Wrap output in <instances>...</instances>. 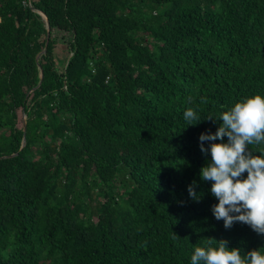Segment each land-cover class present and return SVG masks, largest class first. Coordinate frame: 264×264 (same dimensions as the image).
Listing matches in <instances>:
<instances>
[{
  "label": "trees",
  "instance_id": "trees-1",
  "mask_svg": "<svg viewBox=\"0 0 264 264\" xmlns=\"http://www.w3.org/2000/svg\"><path fill=\"white\" fill-rule=\"evenodd\" d=\"M255 94L264 0H0V264H190L222 239L264 251L214 218L200 178L199 135L220 123L206 118ZM188 107L205 120L187 126Z\"/></svg>",
  "mask_w": 264,
  "mask_h": 264
},
{
  "label": "clouds",
  "instance_id": "clouds-1",
  "mask_svg": "<svg viewBox=\"0 0 264 264\" xmlns=\"http://www.w3.org/2000/svg\"><path fill=\"white\" fill-rule=\"evenodd\" d=\"M183 119L187 126L205 120L192 107L185 109ZM206 119L220 122L215 132L199 135L201 152L210 156L200 169V178L210 182V194L217 201L211 212L217 221H223L225 229L239 222L264 235V149L254 155L249 147L264 144V96L245 97ZM187 191L192 200H199L195 181ZM190 264H264V251L250 249L242 255L241 249L229 247L227 240L215 244L209 240L194 248Z\"/></svg>",
  "mask_w": 264,
  "mask_h": 264
},
{
  "label": "water",
  "instance_id": "water-1",
  "mask_svg": "<svg viewBox=\"0 0 264 264\" xmlns=\"http://www.w3.org/2000/svg\"><path fill=\"white\" fill-rule=\"evenodd\" d=\"M38 13L45 19V21H46V28H47V34H46V42H45V46H44V48H43V50H41L37 55H36V57H35V60H36V63H37V65H38V67H39V70H40V80H39V82H38V84H37V86L35 87V88H37L39 85H40V83H41V80H42V77H43V73H42V69L40 68V65H39V58H40V56L43 54V53H45V51H46V47H47V44H48V41H49V22H48V19H47V17H46V15L42 12V11H38ZM25 118V117H24ZM25 126H26V121L24 120V122H23V129H24V133H25ZM25 144V136H23V138H22V146ZM16 154V153H15ZM14 153L13 154H10V155H5V156H2V157H11V156H13V155H15Z\"/></svg>",
  "mask_w": 264,
  "mask_h": 264
},
{
  "label": "rangeland",
  "instance_id": "rangeland-1",
  "mask_svg": "<svg viewBox=\"0 0 264 264\" xmlns=\"http://www.w3.org/2000/svg\"><path fill=\"white\" fill-rule=\"evenodd\" d=\"M55 51L57 60L59 61L57 66L59 67V69H61L63 65L62 63H64L65 59L70 55V53L68 52V50L63 48L60 43H57Z\"/></svg>",
  "mask_w": 264,
  "mask_h": 264
}]
</instances>
